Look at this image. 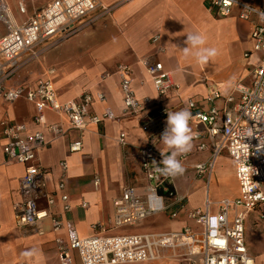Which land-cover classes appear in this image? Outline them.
Wrapping results in <instances>:
<instances>
[{
  "label": "built area",
  "instance_id": "1",
  "mask_svg": "<svg viewBox=\"0 0 264 264\" xmlns=\"http://www.w3.org/2000/svg\"><path fill=\"white\" fill-rule=\"evenodd\" d=\"M258 1L259 5L254 6L239 0H206L209 11L216 17L226 18L237 9L238 20L251 25L252 49L244 57L252 53L262 55L249 85L236 83L224 92L211 83L207 85L203 101H184L169 73L155 60L156 55H152L142 58L140 63L152 83L157 101L147 97L138 100L132 87L130 67H117L113 75L119 79L123 115L139 116L150 108L140 124L145 144L136 152L145 183L141 188L124 187L120 196L112 201L113 215L108 227L97 223L92 226L90 236L79 238L73 225L61 216L71 210L66 192L67 163L59 164L62 174L55 191L50 193L45 182L48 171L40 166L38 156L50 143L46 134L51 136V142L58 141L67 137L69 131L84 132L91 125L112 120L113 115L110 112L102 117L91 115L89 108L93 98L88 92L61 104L50 80L35 87L28 82L11 87L5 83L25 59H36L39 46L79 33L84 25L107 12V8L100 0H51L17 25L7 1L0 0V24L6 31L0 38V101L12 104L25 100L35 110L31 120L35 130L30 132L25 124L0 121V135L5 141L0 144L3 163L25 167L18 184L20 200L12 207L14 227L25 234L34 231L41 236L44 234L42 224L48 221L53 233L63 231L66 242L60 238L55 240L58 264H72L71 252L76 253L80 264L147 263L162 259L165 253H170L169 257L178 264H255L247 251L245 223L252 213L258 212L264 217V22L257 11L264 12V0ZM17 8L21 15H26L25 1H19ZM158 39L152 38V43H157ZM110 76L106 74L104 78ZM169 96L181 99L182 108L191 112L190 125L197 132L193 140L203 136L210 143L208 147L205 143L197 146L198 152L210 148L211 158L208 164L195 165V174L209 173L215 158L225 152L234 165L238 185L236 198L216 205L206 198L202 209L186 210L185 198L175 196L174 177H164L154 171L152 161L159 164L162 160L157 146L166 127L167 111L173 112L161 106L160 101ZM96 98L104 99L102 95ZM217 102L220 106L214 105ZM47 113L54 114L59 121L49 124ZM117 143L126 146L124 134L119 135ZM68 151L80 152L81 143L68 144ZM187 157H178L182 165ZM94 184L97 186L98 181ZM40 200L45 202V207L38 205ZM58 203L62 214L54 211ZM213 207H216L215 212H212ZM183 211L192 226L180 232L112 234L125 227H135L158 214H167L176 220Z\"/></svg>",
  "mask_w": 264,
  "mask_h": 264
},
{
  "label": "crops",
  "instance_id": "2",
  "mask_svg": "<svg viewBox=\"0 0 264 264\" xmlns=\"http://www.w3.org/2000/svg\"><path fill=\"white\" fill-rule=\"evenodd\" d=\"M6 1L14 22L21 25L51 0H36L33 3L23 0L26 3V15H21L17 8L18 2L22 0ZM239 1L259 5L258 0ZM100 2L107 12L100 13L88 22L81 32L39 46L36 59H25L5 83L11 87L28 82L35 87L50 80L61 104L88 92L93 98L89 108L91 115L102 117L106 112L113 115L112 120L91 125L84 132L69 131L67 137L58 141L51 142V136L46 134L50 143L38 156L40 166L48 171L45 182L50 193L55 191L62 174L59 164L67 163L66 192L71 210L61 216L65 222L73 225L79 238L90 236L93 233L92 226L97 223L108 227L113 215L112 201L120 196L124 187L141 188L145 183L136 152L138 147L145 144L140 124L150 108L139 116L123 115L119 79L113 75L119 65L130 67L132 87L138 100L147 97L157 101L152 83L140 63L142 58L156 55L155 60L163 65L164 71L178 86L181 99L201 102L206 97L208 84L215 83L226 92L236 83L251 82V74L258 64L256 54L244 57L252 49L251 25L238 20L237 9H233L228 17L219 18L209 11L206 0ZM5 32L4 26L0 24V38ZM188 33L204 35L205 46L217 48V56L207 64L197 63L192 56L186 57L182 49L187 47ZM154 37H159L157 43H152ZM106 74L111 76L104 78ZM97 95H102L103 101H99ZM181 99L169 96L161 99L160 104L175 112L183 109ZM214 105L220 106V103ZM34 115V107L25 100L12 104L0 101V121L25 124L30 132L35 130L31 122ZM46 119L49 124L59 121L51 113L46 114ZM190 127L192 135L197 134ZM199 130L203 131L202 128ZM120 134L125 135L124 147L117 143ZM4 142L0 135V144ZM73 142L81 143L80 152L69 153L68 144ZM200 143L210 146L203 136L193 140L191 151L185 154L188 156L183 164L185 171L173 179L175 196L185 198L186 210L202 209L206 198L216 205L238 196L234 165L229 158L227 168L221 175L215 168L218 157L209 173L202 176L195 174L194 166L208 164L211 158L210 148L203 152L197 151ZM163 147L161 143L157 146L159 151ZM24 173L23 165L4 164L0 155V264H58L55 240L60 238L66 242L63 231L53 233L48 221L42 224L44 234L41 236L34 231L25 234L14 227L12 207L20 200L18 184ZM96 180L97 186L94 184ZM226 183L227 188L224 186ZM38 205L45 207V202L40 200ZM215 210L216 207H213L212 212ZM54 211L62 214L60 203ZM153 219L159 229H146L140 233L180 232L192 226L184 211L179 213L176 220L170 219L167 214H158L147 220ZM245 234L248 254L255 264H264V255L261 254L264 251V237L261 239L262 244L255 247L247 236L246 226ZM169 256L170 253H165L160 260L135 264H178ZM76 258L73 264H80L77 255Z\"/></svg>",
  "mask_w": 264,
  "mask_h": 264
},
{
  "label": "clouds",
  "instance_id": "3",
  "mask_svg": "<svg viewBox=\"0 0 264 264\" xmlns=\"http://www.w3.org/2000/svg\"><path fill=\"white\" fill-rule=\"evenodd\" d=\"M259 19L264 22V12L259 10ZM187 47L183 48V54L192 56L197 63L207 64L210 59L218 54L215 47L206 45V38L200 33H188L186 39ZM191 112L182 109L175 112L167 111L166 127L161 133L160 142L164 147L160 149L162 160L157 164L152 161L154 171L164 177H175L183 174L184 166L178 159L179 156L189 153L192 149V129L190 127ZM157 143L156 140L153 141Z\"/></svg>",
  "mask_w": 264,
  "mask_h": 264
},
{
  "label": "rangeland",
  "instance_id": "4",
  "mask_svg": "<svg viewBox=\"0 0 264 264\" xmlns=\"http://www.w3.org/2000/svg\"><path fill=\"white\" fill-rule=\"evenodd\" d=\"M15 15H16V12H15ZM261 55L262 54L259 53V54H256L255 57L259 59V58H261ZM249 83H250V81L245 82V84H247V85H249ZM227 165H228V156L225 152H222L218 155V158L215 162V168L220 172L218 174L221 175L222 171L226 170ZM224 186H225V188H227V186H228L227 183ZM229 187L231 188V185H229ZM245 226L247 229V236H248L249 240H251V245L252 246L257 245V247H258V245H261L262 244L261 239H262V237H264V217H261L260 213H258V212L252 213L248 216V219L245 223ZM146 229H156L157 230V229H159V227H158V224L155 222L154 219L150 220V221L146 220L144 222L137 224L135 227H125L119 233H123L125 235H130V234H136V233L144 232L143 230H146ZM261 254L264 255V251H261ZM71 256H72L73 263H75L76 259H77L76 253L71 252Z\"/></svg>",
  "mask_w": 264,
  "mask_h": 264
}]
</instances>
